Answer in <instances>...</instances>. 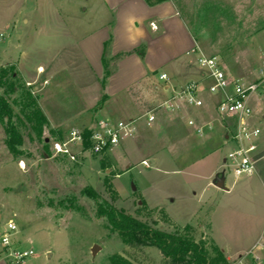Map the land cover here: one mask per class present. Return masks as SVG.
Listing matches in <instances>:
<instances>
[{
    "label": "rangeland",
    "instance_id": "374dc122",
    "mask_svg": "<svg viewBox=\"0 0 264 264\" xmlns=\"http://www.w3.org/2000/svg\"><path fill=\"white\" fill-rule=\"evenodd\" d=\"M92 1L95 2L0 0V49L3 55L7 54L9 58L19 55L22 47L18 48L17 42L26 46L35 28L52 21L48 14V18L40 22L43 10L53 6L59 14V22L56 21L61 26L65 25L76 40L72 43L69 37L66 38L63 28H59V38L64 45L59 49L56 63L65 66L70 77L79 85L93 87L94 79L86 74L87 65L81 59L77 43L85 32L110 19V14L96 11L97 6H91ZM173 2L175 20L183 18L189 27L186 30H190L195 37L197 50L196 54L173 69L175 72L168 73L172 81L175 80L173 84L177 90L190 81L200 79L196 66L198 54L216 57L231 76L258 83V90L252 95L250 104L253 108L252 121L257 120L261 135H264V78L260 70L264 58V0ZM41 41L48 43V36ZM24 50L26 54L29 51L27 48ZM39 55V52L32 54L35 60ZM105 62L108 72L115 70L117 60ZM2 66L15 67L19 78L17 85L24 84L26 88L17 89L14 93L8 88L0 89L13 109L12 120L23 137L20 153H11V157L14 161H24L23 168L20 166L19 169L16 164H3L5 158L0 157V244L8 221L13 220L17 225L13 236L16 246L21 248L22 243L27 248H33L35 254L30 258L34 257L37 264H112V255L125 258L129 261L127 264H170L157 247L129 246L117 232L106 226L105 221L96 218L93 202L80 193L84 186L90 185L116 208L167 232L178 231L203 242L210 261L221 263L213 238L218 243L224 240L221 222L224 199L211 197L209 193L200 197L199 188L212 172H215L213 176L224 173L228 181L234 178L229 162H224L234 143L225 139L224 134L211 140L210 129L206 128L203 134H199L185 123L188 113L203 125L216 115L218 96L208 91L210 79L200 82L202 89L199 94L205 102L203 107L190 109V106L179 102V110L168 112L164 108L158 109L159 123L156 121L148 127L144 120H138L137 134L112 151L94 154L74 144L71 149L77 159L71 160L51 150L54 139L60 136L68 139L72 128L82 130L91 127L104 117L136 119L142 116L171 96V90H164L158 80V75L168 69L158 67L156 80L143 79L108 104L110 108L100 112L98 108L87 109L82 105L70 78L57 89L44 80L46 74H39L37 80L27 83L16 61ZM191 72L193 78L190 77ZM27 92L35 99V105L45 121H37L34 115L29 118L25 115L26 109L19 104V100L23 94L27 101ZM211 108V112L207 113V109ZM219 118L232 132L233 122L227 117ZM6 122L7 118L0 120V144L4 134L6 136ZM221 131L226 133L227 130L222 127ZM46 138L49 139L48 145ZM127 144L131 148L129 154H126ZM144 161L148 165H143ZM73 194L78 196L77 207L70 209L58 203ZM209 198H212V204H206ZM211 217L214 226L210 235L206 229L200 232L197 223L207 225V218ZM94 244L102 246L95 257L91 252ZM47 250L52 253L51 256ZM231 254L234 259L238 258V253ZM116 262L126 264L119 259Z\"/></svg>",
    "mask_w": 264,
    "mask_h": 264
},
{
    "label": "crops",
    "instance_id": "0c3cea01",
    "mask_svg": "<svg viewBox=\"0 0 264 264\" xmlns=\"http://www.w3.org/2000/svg\"><path fill=\"white\" fill-rule=\"evenodd\" d=\"M93 5L97 6L96 11L110 14V19L100 22L98 28L85 32L77 43L81 59L83 58L87 65L86 74L94 79L93 87L87 88L81 83L79 85L70 77L65 66L56 63L59 49L64 45L62 38H59V28H63L66 38L69 37L72 43L76 40L65 25H59L58 10L53 6L43 10L44 14L40 21H45L50 14L53 22L47 21L45 25L35 28L26 46L17 42V47H22L19 55L9 58L7 54L3 55V50L0 49V65L16 61L19 72L27 83L37 80L39 74H46L44 80L57 89L68 80L67 78H70L81 98L82 105L87 109L98 108L101 112L103 109L110 108L108 104L116 97L126 94L131 87L137 86L143 79L156 80L158 67H166L168 70L164 72L167 73L175 72L173 69L182 65L192 54L197 53L195 37L190 30H186L189 27L183 18L177 17L175 20L173 0H95L91 6ZM47 36L48 43H42L41 40ZM139 47L144 50L143 56L140 52L133 50ZM24 48L29 50L27 54L25 50L23 52ZM128 51L133 52L120 57L115 70L109 72L105 78L107 66L105 61L112 60L116 55ZM36 52H39L41 57L39 55V58L35 60L32 54ZM190 75L193 78L192 72ZM199 75L201 76L200 71ZM197 80L201 81V78ZM173 82L175 83V80ZM56 92L59 94L58 91ZM208 105L213 108L211 103ZM212 108L207 109V113L211 112ZM190 109L194 108L190 107ZM188 115L185 121L187 125L191 117V114L188 113ZM219 117L216 113L206 122L211 124L208 131L211 140L219 139L222 134L227 139V131L226 133L221 131L222 127L225 129L226 127ZM213 123H215L214 129ZM251 123L258 126L257 120H251ZM5 139L4 134L0 144V157L5 158L3 164H16L19 169L20 166L23 168L24 161H14ZM127 147L126 154H129L131 148L128 144ZM224 162H227L226 158ZM213 173L215 172L209 174L208 179L199 188V195L201 197L209 193L211 197L218 196L224 199L221 215L224 240L218 243L213 238L215 246L224 254L228 263L237 264L242 259L240 264H264V248L259 247V243L264 242V135H261L259 139V158L252 175L240 178L234 174V178L230 181L225 175L227 189H222L212 183L215 177ZM211 199L209 198L206 204L208 202L212 204ZM196 226L200 232L206 229V233L210 235L214 220L212 217L207 218V225L199 222ZM27 240L31 243L30 239ZM20 245L21 248L25 247L22 243ZM49 252L47 250V254ZM50 253L49 256L52 255ZM231 253H238V258L234 259ZM33 258H28L21 264H37ZM0 264H9L1 244Z\"/></svg>",
    "mask_w": 264,
    "mask_h": 264
},
{
    "label": "built area",
    "instance_id": "2783aa9c",
    "mask_svg": "<svg viewBox=\"0 0 264 264\" xmlns=\"http://www.w3.org/2000/svg\"><path fill=\"white\" fill-rule=\"evenodd\" d=\"M197 66L200 71L201 81L210 79L208 91L218 96L216 112L221 117L229 118L233 124V131L226 127L229 134L227 139L231 140L235 146L226 157L231 171L237 176H250L255 172L256 163L259 158V139L261 129L251 123L253 108L250 99L258 90V83L250 82L240 77L231 76L216 57L206 56L202 53L197 55ZM264 78V58L260 66ZM159 82L164 90H171L169 99L162 101L155 108L147 110L142 116L132 118H111L104 117L91 126L90 147L84 149L82 130L72 128L68 139H54L51 143V150L55 154L68 156L71 160H76L77 156L72 151V145L78 144L83 147V151L89 150L94 154H101L120 146V144L134 136L137 132V121L142 119L146 126L151 127L157 121L158 109H165L173 112L180 109L179 102L193 107L201 108L204 105L200 97L202 88L201 81H190L179 90L173 84L172 78L166 72L158 75ZM188 125L195 128L199 134H203L205 129H210L211 124H198L194 118L188 119ZM143 164H147L146 161ZM17 225L15 221L9 220L7 230L3 233L1 245L3 253L9 264H21L35 254L33 248H19L16 246L13 236L16 233ZM259 247L264 248V242L259 243Z\"/></svg>",
    "mask_w": 264,
    "mask_h": 264
},
{
    "label": "trees",
    "instance_id": "16d2710c",
    "mask_svg": "<svg viewBox=\"0 0 264 264\" xmlns=\"http://www.w3.org/2000/svg\"><path fill=\"white\" fill-rule=\"evenodd\" d=\"M134 51H140V54L144 55V50L139 48L133 49ZM133 51H128L116 55L113 59L116 61L120 57L128 55ZM106 74L109 73L107 67L105 68ZM19 78L13 66L0 67V89L8 88L11 93L17 92V89H24L25 85H17ZM7 91V92H8ZM6 92V93H7ZM27 101L23 97L20 98L19 104H23V108L26 109V116L32 117L34 115L37 121H45L44 115L39 111L35 105V99L32 98L30 92H27ZM7 118L5 123L6 132V144L11 153L18 155L20 153L19 146L22 143V134L19 131L17 125L13 122V109L10 106L8 100L3 94L0 93V120ZM32 119V118H31ZM33 129H37L35 125ZM83 135V147L88 149L90 147L91 127H84L82 129ZM57 137L58 138H61ZM46 141V139H45ZM48 145V142H46ZM81 195L87 196L93 204L95 209V217L105 221V224L112 231L117 232L127 245L138 244L140 246H154L157 247L162 253L165 260H169L170 264H227V259L224 254L218 250L219 262L213 263L208 257V252L203 242H197L194 238L180 234L178 231L170 233L162 228L156 227L138 218L130 213H127L123 209L116 208L113 204L105 200L99 192H97L92 186L86 185L80 191ZM54 204L53 201H50ZM78 196L73 194L66 198L60 199L58 203L66 208L77 207ZM117 259L122 260L126 264L129 263L125 258L121 256L112 255L110 260L112 264H117Z\"/></svg>",
    "mask_w": 264,
    "mask_h": 264
},
{
    "label": "water",
    "instance_id": "95a60500",
    "mask_svg": "<svg viewBox=\"0 0 264 264\" xmlns=\"http://www.w3.org/2000/svg\"><path fill=\"white\" fill-rule=\"evenodd\" d=\"M46 142H49V139L46 138ZM212 183L222 189H227V187L225 186V174H217L214 179L212 180ZM102 249V246L98 245V244H94L91 247V252H92V256L95 257L96 254Z\"/></svg>",
    "mask_w": 264,
    "mask_h": 264
}]
</instances>
